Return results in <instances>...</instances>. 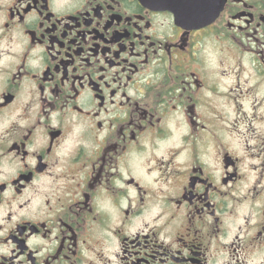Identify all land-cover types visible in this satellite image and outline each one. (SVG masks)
Listing matches in <instances>:
<instances>
[{
	"label": "flooded vegetation",
	"instance_id": "obj_1",
	"mask_svg": "<svg viewBox=\"0 0 264 264\" xmlns=\"http://www.w3.org/2000/svg\"><path fill=\"white\" fill-rule=\"evenodd\" d=\"M54 2L63 6L65 0ZM74 2L77 7L57 19L52 0H7L0 25L24 24L33 13L40 17L24 35L30 48L43 47L48 53L49 65L39 77L32 76L42 98L41 115L58 107L44 99L49 91L58 101L70 93L68 102L75 101V115H92L97 129L112 127L115 135L94 159L84 154L74 157L67 175L85 166L88 172L81 184L68 185L70 196L57 201L61 210L55 224L22 218L7 231L0 224V264H96L97 260L260 264L264 261V0H223L217 16L204 26L178 22L169 10L151 8L141 0H87L83 7ZM218 41L225 47L219 60L212 54ZM202 43L209 46L207 72L196 62ZM217 71L226 91L213 87L215 96L209 99L203 93L217 83L213 79ZM27 75L22 62L12 81L21 82ZM86 87L95 100L93 113L86 110L90 103ZM15 102L10 95L0 107ZM117 105L109 123L99 119ZM184 122L190 129L189 154L195 159L199 153L202 160L185 167L187 160L158 159L155 175L152 169L142 174L149 183L135 177L125 182L136 191V198L127 197L126 207L117 205L106 215L96 214L92 189L98 181L110 184L121 178L116 165L126 151L124 145L139 142L150 151L156 136L160 149L167 152L178 140L189 139L182 135ZM35 127L8 147L23 171L11 181V189L0 182V196L23 197L36 176L44 174L28 163L35 155L28 151L29 142L42 145L41 153L51 155L63 133L53 130L45 140ZM217 157L219 176L210 174ZM41 163L44 155L37 156V169ZM154 189L170 191V215L159 224L134 223L138 205L154 196ZM28 203H21L20 209ZM52 203L44 201L49 211ZM12 218L9 212L8 221ZM137 223L143 227L137 228ZM106 232L116 239L115 251ZM51 240L54 246L45 251ZM110 251L114 260L107 259Z\"/></svg>",
	"mask_w": 264,
	"mask_h": 264
},
{
	"label": "clouds",
	"instance_id": "obj_2",
	"mask_svg": "<svg viewBox=\"0 0 264 264\" xmlns=\"http://www.w3.org/2000/svg\"><path fill=\"white\" fill-rule=\"evenodd\" d=\"M30 3L31 0H24ZM87 0H78L79 7H83ZM77 7L74 0H65L63 6H57L52 0V10L56 13L57 19H63L68 14V9ZM7 0H0V13L6 14ZM40 22V17L35 13L24 24L9 22V27L4 28L0 25V104L7 103L9 96H14L16 102L10 107H0V182L7 183L11 189V181L23 171L20 160L8 152V147L17 142L22 136L26 135V129L36 125L34 131L44 134L45 140L49 132L59 129L63 135L56 142L51 155L41 153L42 145L35 141H30L28 151L31 154L28 158L29 165L36 169L37 172H43V175H37L36 178L27 187L25 195L16 198L14 193L6 196H0V224L4 226L5 231L15 227V224L22 218L34 220H45L55 224V218L59 215L61 205L57 204L58 200L70 196L68 185H79L82 183L85 174L88 172L87 166L69 177L67 175L68 166L71 164L74 157L78 154L86 155L89 160L95 158L98 150H100L114 135L112 127L96 128V118L92 115L77 116L72 112L75 101L68 102L69 95L65 96L63 101L58 99L49 91L44 99L51 100L53 105H57L51 113L41 115V94L38 91L37 81L32 79V76L39 77L44 68L49 65L48 53L43 47L30 48L28 46L27 37L24 35L28 27H32ZM207 41L208 38L206 37ZM209 46L207 43H202L201 50L198 51L196 62L205 72L208 70L207 54ZM212 54L217 57V60L222 59L225 55V47L219 41L212 50ZM23 62L24 71L27 78L21 82L13 83L12 73L16 71L18 65ZM216 68L220 69L219 62L216 63ZM112 77H109V82ZM217 83L210 85L204 90L203 95L209 99L215 96L213 87L218 91H226L220 86L219 81L222 79L217 71L213 78ZM85 95L89 98L87 112L93 113L96 111L95 100L92 98L90 90L85 88ZM142 98V97H141ZM119 100V98H117ZM117 108L99 117L105 124L109 123ZM182 119L183 113H179ZM38 121H43L38 123ZM183 136L189 137L188 140L180 139L174 145L169 146L167 152L162 151L159 145L158 137L152 139V148L149 151L141 143L135 145L126 144V151H122L116 170L121 174V178L115 179L110 184H102L97 182V186L92 189L91 204L96 214L106 215L113 207H126L130 202L127 197L136 198L134 188L127 186L125 183L130 178L135 177L138 182L149 183L142 179V174L146 169H152V175H155L157 169L155 162L158 159H164L166 156L174 160H187L185 167H190L199 163L202 157L199 153L195 154V159L190 156V129L187 122L183 124ZM179 149V151H176ZM44 155V163L36 168L37 156ZM138 164L142 167H138ZM47 165V172H44ZM173 168L176 164L173 163ZM221 166L219 157L217 163L210 174L219 176ZM159 183V182H157ZM75 190V189H74ZM174 190V189H171ZM155 195L151 196L144 205H138L139 214L134 215V223L143 221V223L159 224L170 215L167 204V196L170 191L161 193L158 189H154ZM78 194V190H77ZM51 200L52 210L49 211L45 207L44 201ZM24 201H28L27 206L21 210L19 205ZM12 213V221L7 219L8 213ZM137 228H142V223L136 224ZM58 227L56 232L58 234ZM167 231V229H165ZM108 240L113 244L111 251H115L116 239L111 235V232L105 234ZM55 240H51L44 245V250L48 251L54 246ZM101 251V249H97ZM111 251L107 254L108 260H114ZM44 252H41L43 255ZM91 259H96L93 255ZM96 264H104L97 260ZM251 264V262H250ZM264 264V261H260Z\"/></svg>",
	"mask_w": 264,
	"mask_h": 264
},
{
	"label": "water",
	"instance_id": "obj_3",
	"mask_svg": "<svg viewBox=\"0 0 264 264\" xmlns=\"http://www.w3.org/2000/svg\"><path fill=\"white\" fill-rule=\"evenodd\" d=\"M151 8L166 9L178 22L192 26L210 23L223 6V0H141Z\"/></svg>",
	"mask_w": 264,
	"mask_h": 264
}]
</instances>
